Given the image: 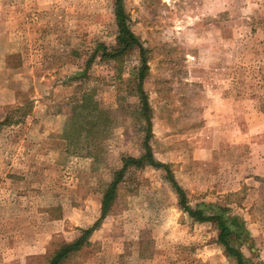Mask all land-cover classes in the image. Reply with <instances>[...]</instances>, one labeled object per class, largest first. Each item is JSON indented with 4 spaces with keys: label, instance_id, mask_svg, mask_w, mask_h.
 I'll use <instances>...</instances> for the list:
<instances>
[{
    "label": "rangeland",
    "instance_id": "374dc122",
    "mask_svg": "<svg viewBox=\"0 0 264 264\" xmlns=\"http://www.w3.org/2000/svg\"><path fill=\"white\" fill-rule=\"evenodd\" d=\"M123 8L148 62L155 159L189 207L242 218L249 244L233 245L264 264V0ZM118 35L116 0H0V264H47L98 222L63 264H237L162 169L130 168L102 218L148 134L139 48L103 59Z\"/></svg>",
    "mask_w": 264,
    "mask_h": 264
},
{
    "label": "trees",
    "instance_id": "16d2710c",
    "mask_svg": "<svg viewBox=\"0 0 264 264\" xmlns=\"http://www.w3.org/2000/svg\"><path fill=\"white\" fill-rule=\"evenodd\" d=\"M116 17L119 24V35L117 38V48L114 52H109L107 48L103 47V59L104 60H115L121 55H124L127 51L134 48H139L140 54L142 56V70L140 72V84H139V94L141 96V112L143 117L147 122L148 134L145 137L144 149L145 153L139 158L125 157L123 159V164L121 169L115 173L114 179L108 188L107 193L103 197L102 202V218L107 214L110 204L114 201L115 195L117 193V188L122 183L126 172L130 168H142L144 166H150L156 169H162L166 171L173 188L176 190L179 197V204L181 209L189 214L191 218L200 223L211 222L216 224L219 230V243L224 248L228 256L234 257L237 264H249L250 262L244 258L243 253L240 249L236 248L233 244L238 242L240 244H249L250 236L249 231L246 227L244 220L238 216H233L230 209L221 205H207L200 204L196 208H191L187 204V196L185 191L178 185L175 181L169 165L159 162L155 159L152 146L150 144L152 138V116L151 107L146 96V93L142 87V82L145 78V73L148 70V62L145 58V49L140 44L138 38L127 26L126 14L123 8V0H116ZM90 99H86L80 108H87V102ZM25 110L18 109L16 113H21ZM92 115L98 112V107L92 108ZM12 123L9 116L0 125H8ZM99 222L88 230H84L82 235L71 243L63 244L60 248L48 259L47 264H63L64 260L67 259L73 252L79 250L84 246L88 237L95 231L98 227Z\"/></svg>",
    "mask_w": 264,
    "mask_h": 264
}]
</instances>
